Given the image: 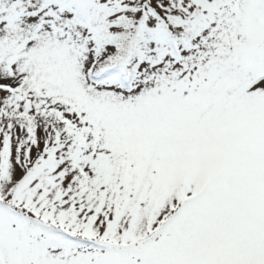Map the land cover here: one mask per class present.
Returning a JSON list of instances; mask_svg holds the SVG:
<instances>
[{
	"label": "snow or ice",
	"instance_id": "snow-or-ice-1",
	"mask_svg": "<svg viewBox=\"0 0 264 264\" xmlns=\"http://www.w3.org/2000/svg\"><path fill=\"white\" fill-rule=\"evenodd\" d=\"M0 264H264V0H0Z\"/></svg>",
	"mask_w": 264,
	"mask_h": 264
}]
</instances>
